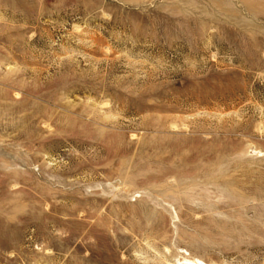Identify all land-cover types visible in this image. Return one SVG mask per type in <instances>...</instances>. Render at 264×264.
I'll return each instance as SVG.
<instances>
[{
    "label": "rangeland",
    "instance_id": "obj_1",
    "mask_svg": "<svg viewBox=\"0 0 264 264\" xmlns=\"http://www.w3.org/2000/svg\"><path fill=\"white\" fill-rule=\"evenodd\" d=\"M264 264V0H0V264Z\"/></svg>",
    "mask_w": 264,
    "mask_h": 264
},
{
    "label": "bare ground",
    "instance_id": "obj_2",
    "mask_svg": "<svg viewBox=\"0 0 264 264\" xmlns=\"http://www.w3.org/2000/svg\"><path fill=\"white\" fill-rule=\"evenodd\" d=\"M186 264H191V262L187 261Z\"/></svg>",
    "mask_w": 264,
    "mask_h": 264
}]
</instances>
